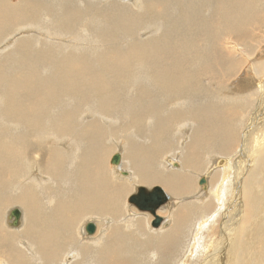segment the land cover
I'll return each instance as SVG.
<instances>
[{
  "label": "bare ground",
  "instance_id": "6f19581e",
  "mask_svg": "<svg viewBox=\"0 0 264 264\" xmlns=\"http://www.w3.org/2000/svg\"><path fill=\"white\" fill-rule=\"evenodd\" d=\"M262 9L264 0H0V264H176L230 194L204 264H235L237 253L252 264L251 238L263 243L264 264V153L250 155L251 137L264 134V59L249 58V72L229 85L246 60L219 47L216 27L253 54L250 25L264 22ZM143 27L152 39L136 36ZM205 77L217 87L200 83ZM242 111L249 128L238 155ZM116 149L123 155L113 166L119 172L124 158L129 179L108 167ZM176 153L180 171L166 165ZM203 172L209 189L173 212L170 231L150 229L146 213L125 215L138 186L192 195ZM10 203L20 224L11 225L12 209L4 223L19 230L3 223ZM92 216L114 219L88 235Z\"/></svg>",
  "mask_w": 264,
  "mask_h": 264
},
{
  "label": "rangeland",
  "instance_id": "374dc122",
  "mask_svg": "<svg viewBox=\"0 0 264 264\" xmlns=\"http://www.w3.org/2000/svg\"><path fill=\"white\" fill-rule=\"evenodd\" d=\"M20 1L21 0H6L7 3L13 4V5L14 4H18ZM118 1L120 3H128V4H130V3H132L133 0H118ZM160 11H161V7H160ZM157 13H160V12H157ZM261 13L264 16V9H262V12ZM251 25H250V28L253 29L254 34L257 36V38H255V39H250V43L252 44L253 54H250V53L246 52L245 50H243L242 49V46L240 45V42L232 34L227 33V32L222 33L220 31V29H219V26L216 25V27H218V30L220 32L219 40L217 42V44L218 43L221 44V46H219V47L222 48L227 54H233L235 56L240 57L243 60H246V63L245 64H243L242 66L240 65L241 66L240 68H239V65H238V67L235 69L236 70L235 75L233 77L229 78V80L227 81V83H229V85H232V81H234L236 78L239 79L240 77H242L241 74L243 75V71L244 70H246L247 73L249 72L248 70L250 69V67L248 65L251 62V59L249 60V58H256V57H258V58L264 59V22L261 25L257 26L256 28L253 27L254 25L253 26H251ZM147 30H149V31H147ZM151 31H152L151 28H147L146 29L145 27H143L142 29L140 28V29L137 30L136 36L138 35V37H140L139 35H141L142 40H144V39H152V37H149L150 36L149 34L152 33ZM15 33L22 34V33H24V30H16ZM200 46H203L202 48H204V46H205V42L203 40V36L200 38ZM210 52L212 53V55H216L217 54V49H214L213 50V45H211L210 46ZM221 54H222V52H221ZM247 60H248V62H247ZM246 66H248V67H246ZM245 67H246V69H245ZM237 70H238V73H237ZM199 82L200 83H203L204 85H206L208 87L213 86L216 83V82L211 81V79L208 78V77L202 78ZM260 86L261 87L262 86L264 87V84H262ZM213 87H217V86L214 85ZM37 99H38V97L36 98V100ZM257 102L258 103L260 102V93L257 96ZM252 110H253V105H252ZM243 114H244L243 111L240 114H236V115H239V118L238 119L241 120V123L243 125V127L241 128V131L243 132L242 135H241V138H242L241 139V142H240V140H238L235 143V151H239L237 153L238 155H240L241 154V151L243 150V144H242V142H243V139H244V134L246 133L247 129L249 128L248 126L245 125L246 123H245L244 120L247 119V117H245V115L243 116ZM262 116H264V112H263ZM263 119H264V117H263ZM257 131H258V135L256 137H258V138H255L254 136L251 137L252 138L251 141L253 142V144H255L256 143V140H257L256 146H255V148L257 150L254 151V152H252V153H250V155H254V156L256 154L260 153V152H261L260 154H263L264 153V148H262V147H264V134L262 136H260L259 135L260 130H257ZM261 131L264 133V126L262 127V130ZM246 140H247V138H246ZM115 152H121L122 153V151L116 149L115 151L112 152V154L108 158V167H109L110 171L112 172V174H114V179H116L118 181H122V180L129 179L130 176H131V172H130V170L128 168L125 167V165H124V158L122 160V165L120 167L121 168L120 170H124L123 172L129 171L130 172V176L124 175L123 172L120 173V170L118 172V168L114 167L111 164V157H112V155ZM228 153H231V155H233L234 150L232 152H228ZM228 153H226L225 156ZM178 154L179 153L174 154L175 156L174 155L171 156V157L169 156V158H171L173 160H177L180 164H182V162L179 160V158L177 156ZM225 156L219 157L218 160L226 158ZM232 158L235 159V155H233ZM258 158H259V156H258ZM226 160H227V158H226ZM211 162H212V160L209 161V163H211ZM228 163H229V161L227 160L226 164H228ZM166 165L169 168L174 169L176 171H180V170L183 169V166L181 168H177V167L172 166L167 160H166ZM217 165L219 167H222V165L219 164V161H218ZM210 167H211V165H209V167L207 169H210ZM208 171L209 170H207L205 172L208 173ZM205 172H203V173L205 174ZM203 173L200 174L199 176L200 177L207 176L206 174L204 175ZM200 177H197L196 178L195 191H194V194L192 193V195L190 193L184 194L183 196L180 195V194H177L176 195L175 193L173 194V192H170L169 189H168L169 190L168 191L167 189L164 188L165 190H167L166 192L167 193L169 192L168 194H170L172 196V201L169 202V203L167 202L164 205H162L161 208L158 210V214L160 216H163L164 218H166V219L169 220V223L167 224V228H163V226L162 227L161 226H159V227L152 226V220L154 218L153 215L150 212H148V211H142V212H140V210H138L133 204H130L128 202L129 195L132 194V193H134L136 191V189H133L127 195V197H126V200H125V202H126L125 215L128 216V218H133V217H136L137 214L146 213V214L149 215L148 227L150 229H152L153 231L154 230H156V231L158 230L160 232H162L163 230L165 231L167 229H168L167 231H170L174 227V225H175L174 215L173 214L178 210V208L180 209V207H182V205H184L188 200H192V198L194 199L195 196H197L198 191L204 193L205 191H207L209 189V178H208V176L206 177V179H207V188H205V187H203L202 185L199 184V180H200L199 178ZM230 198H231V200L234 199L233 194H230V196H228L226 198V201L224 199H222V202H225L226 207H224L222 209L223 211L221 209H219V211H217V213L219 212L218 214L222 218L219 215H216L215 216L216 219H214V216H213L212 217V220H210V221H208V218H206L205 221L203 222V223L206 222V225L204 226V230H201L200 233L197 232V233H199V234H197V236H198L197 242L194 243V241H190L191 238H189L186 241V246L184 248L185 251L183 253H181L180 255H178L180 257H178V260H177L176 264H204V263L207 262V261H205L207 258L210 259V257H209L210 256V253L217 248V244H218V240L220 238V235L224 232V229L222 227V225L224 224V220H225L224 219L225 218L224 217V213H225V210H227V209L230 208V204L232 203V201L230 202ZM238 202H240V201H238ZM15 205H19V204H17V203H14V204L13 203H10V204L6 205L3 208V211H2V214H3V223L5 222L4 221L5 220V215L7 214L8 209L10 210V209H13L15 207H18V206H15ZM240 205L241 206H244V203L242 202ZM227 206H229V207H227ZM214 208H215V206H214ZM242 209H244V207H242ZM263 215H264V213H263ZM92 217L93 218H89L85 222V224H84L85 227H86V224H88L89 222H94L96 225H98V229H97L98 232L96 231V233L91 234V235L100 234L102 232L105 233L107 225H110L113 222V219H114L113 217L103 218V219H100V216H98V217L97 216H92ZM213 219L217 221V223L214 224V227L215 228H213V232L212 233L206 234L207 233V229H211V226L213 225V223H212V221H214ZM110 220L112 221L111 223L108 222ZM216 221H214V222H216ZM259 222H261V218H259V220L256 221V223H259ZM256 223H255V225H256ZM6 226L7 227H10V228H13L12 226H10L9 222H7V225L5 224V227ZM10 228H7V229H10ZM14 228H17V227H14ZM253 228L254 229H252L251 233L255 230L256 226H254ZM205 229H206V231H205ZM10 230H19V229H10ZM85 233H86V231H85ZM262 236L264 238V232H262ZM251 239H252L251 241L253 243L252 244L253 245V249H252V254H251L252 264H260L259 261H258V258H260V256H261V252H262L261 251V247L263 246V243L260 244V242H259L258 239L257 240H255L253 238H251ZM248 241H249V238H248ZM240 247H241V245H240ZM67 256H68L67 258L65 257L66 258V262H69V260L73 256H71V255H67ZM222 257L224 258V245L221 247V249L219 250V252L215 255L214 262H217L218 259H220ZM226 258L227 259L230 258V253H228L227 251H226ZM246 259L247 258H246L245 255H239L237 253L234 256V260L233 261L235 262V264H238L237 262H239L240 264H245Z\"/></svg>",
  "mask_w": 264,
  "mask_h": 264
},
{
  "label": "water",
  "instance_id": "95a60500",
  "mask_svg": "<svg viewBox=\"0 0 264 264\" xmlns=\"http://www.w3.org/2000/svg\"><path fill=\"white\" fill-rule=\"evenodd\" d=\"M122 155L120 152H116L111 157L112 165H119L121 162ZM173 166L179 168L181 165L179 162H173ZM127 175V172H123ZM199 184L204 185L206 183L205 176L199 178ZM171 195L166 192L162 185L156 184L152 188L140 185L136 188V191L129 195L128 202L133 204L140 211H148L153 215L152 226L159 227L164 221V217L158 214V210L167 202H170ZM22 216V211L20 208L15 207L9 213V219L12 226H18L20 224V219ZM97 226L94 222H89L85 231L88 235L94 234L96 232Z\"/></svg>",
  "mask_w": 264,
  "mask_h": 264
}]
</instances>
